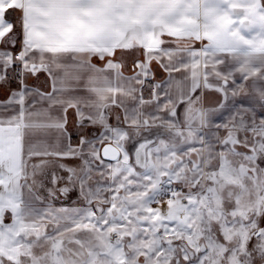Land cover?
I'll use <instances>...</instances> for the list:
<instances>
[{
	"label": "snow or ice",
	"instance_id": "1",
	"mask_svg": "<svg viewBox=\"0 0 264 264\" xmlns=\"http://www.w3.org/2000/svg\"><path fill=\"white\" fill-rule=\"evenodd\" d=\"M0 264H264V0H0Z\"/></svg>",
	"mask_w": 264,
	"mask_h": 264
}]
</instances>
